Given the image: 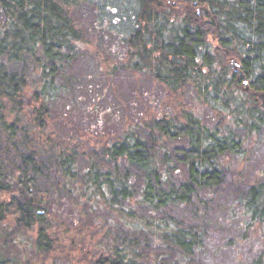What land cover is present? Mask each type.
Here are the masks:
<instances>
[{
	"label": "trees",
	"instance_id": "obj_1",
	"mask_svg": "<svg viewBox=\"0 0 264 264\" xmlns=\"http://www.w3.org/2000/svg\"><path fill=\"white\" fill-rule=\"evenodd\" d=\"M133 3V31L97 44L98 19L77 16H96L97 0H0V230L10 223L55 255L63 223L52 218L64 217L84 235L87 264H212L217 235L180 210L206 207L227 182L226 158L264 144V0ZM88 54L104 87L79 82ZM118 75L135 82L131 99ZM72 125L83 135H62ZM239 198L249 218L226 246L241 253L251 233L264 240V184ZM1 249L0 264H15ZM245 264H264V244Z\"/></svg>",
	"mask_w": 264,
	"mask_h": 264
},
{
	"label": "rangeland",
	"instance_id": "obj_2",
	"mask_svg": "<svg viewBox=\"0 0 264 264\" xmlns=\"http://www.w3.org/2000/svg\"><path fill=\"white\" fill-rule=\"evenodd\" d=\"M133 2L134 0H97L98 10L96 9V12L98 14L96 16L90 12L83 13L80 11L77 13V16L89 23L98 19L97 24L101 28L96 27V32L91 31V35L97 39L95 43L97 41L98 43L103 41L102 37H106L107 41L111 42L123 35L130 34L135 28L134 23L137 6ZM94 60L88 54L75 65V71L77 75L83 76L79 82H82L85 87L93 85L101 88L104 87L107 81L103 75H98L99 73L93 72L97 68ZM121 77L123 76L118 75L112 81L119 83L121 96L126 99H131L133 96L132 92L136 89L135 82L132 80H122L124 78ZM141 82L143 86H149L147 80L143 79ZM105 98H110L115 101V98L108 94ZM88 101L89 97L84 102ZM88 118L87 115L85 118H82L80 113H78L74 116V123L81 128L87 127ZM86 120L87 122H85ZM111 122L110 126H106L104 131L112 133L116 131L117 125L113 121ZM72 127L73 125L70 128L68 127V129L62 128V135L76 136L79 133L77 130L78 127L74 126L76 128L75 130H72ZM72 132L73 135L71 134ZM83 133L84 131H81L79 134L83 135ZM82 145H84L83 142L81 143ZM247 149L249 150L248 153L241 155V157L229 156L226 158L224 163L228 172L227 182L215 194L205 195V197H209L206 207L201 205L198 209L188 207L180 210L181 216L187 223L204 224L213 234L217 235L215 245L220 246L222 250L219 254H213L208 257L207 261L212 264H233V262L234 264H245L246 260L250 261L257 256L260 252L261 245L264 244L263 236L258 231H255L256 234L252 236L251 233V238L243 244V249L240 250L241 253L238 252L239 242L234 247L232 245L230 247L226 246L230 239L234 240L244 233L241 230L244 228L238 226L241 222L247 221L249 218L246 212L242 210V204L239 202L235 203V201H237L240 195L245 194L249 187L264 184V144L261 149H254L253 147H248ZM247 157L249 160L246 159ZM79 162L82 167L86 166L84 159H79ZM44 181V187L48 191L52 194L57 191L58 187L55 184V180L45 179ZM233 201L234 203H232ZM232 207L235 208L236 215L238 214L235 219H232L229 214ZM52 220L56 228L63 223V227L59 231L61 241L58 244L59 247L55 255H44L39 251L37 253L31 239V237L34 238V235L24 230L18 231L10 223L5 226V230H0L1 252L4 255L13 257L16 261L15 264H87L85 252L83 250H76L77 246L81 244L85 245L84 241L86 240H83L84 235L77 233L73 236L77 231L75 228L72 229L74 226L66 223V218L64 217H60L59 220L57 218L55 221L52 218ZM64 224L71 226L70 231L64 229L66 228ZM93 230L96 235L99 234L98 228L93 227ZM72 243H74L73 245L76 248L72 247ZM236 251L238 254H236ZM194 259L195 264H205V257L203 255L197 256Z\"/></svg>",
	"mask_w": 264,
	"mask_h": 264
},
{
	"label": "water",
	"instance_id": "obj_3",
	"mask_svg": "<svg viewBox=\"0 0 264 264\" xmlns=\"http://www.w3.org/2000/svg\"><path fill=\"white\" fill-rule=\"evenodd\" d=\"M199 13L201 16H204V14L206 13V11H208L207 9H205L204 7H199L198 9ZM231 65L232 67H234L235 69L239 70V66H240V62L237 59H233L231 61ZM259 97L262 100V106L264 107V91L259 93Z\"/></svg>",
	"mask_w": 264,
	"mask_h": 264
}]
</instances>
